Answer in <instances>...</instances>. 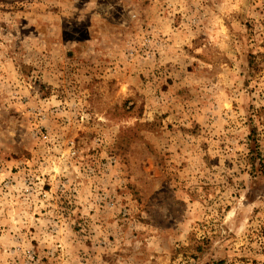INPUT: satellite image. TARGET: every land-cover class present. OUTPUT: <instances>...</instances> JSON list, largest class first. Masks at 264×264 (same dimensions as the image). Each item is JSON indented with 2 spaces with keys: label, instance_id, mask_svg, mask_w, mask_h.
Returning <instances> with one entry per match:
<instances>
[{
  "label": "rangeland",
  "instance_id": "1",
  "mask_svg": "<svg viewBox=\"0 0 264 264\" xmlns=\"http://www.w3.org/2000/svg\"><path fill=\"white\" fill-rule=\"evenodd\" d=\"M252 130L264 0H0V264H264Z\"/></svg>",
  "mask_w": 264,
  "mask_h": 264
},
{
  "label": "trees",
  "instance_id": "2",
  "mask_svg": "<svg viewBox=\"0 0 264 264\" xmlns=\"http://www.w3.org/2000/svg\"><path fill=\"white\" fill-rule=\"evenodd\" d=\"M248 144L250 150L248 154V161L251 163L252 171L255 173L260 171L264 174V158L261 154L258 137L254 130H252L248 136ZM257 164L260 165V170Z\"/></svg>",
  "mask_w": 264,
  "mask_h": 264
},
{
  "label": "built area",
  "instance_id": "3",
  "mask_svg": "<svg viewBox=\"0 0 264 264\" xmlns=\"http://www.w3.org/2000/svg\"><path fill=\"white\" fill-rule=\"evenodd\" d=\"M32 256V259L34 258V255H31Z\"/></svg>",
  "mask_w": 264,
  "mask_h": 264
}]
</instances>
